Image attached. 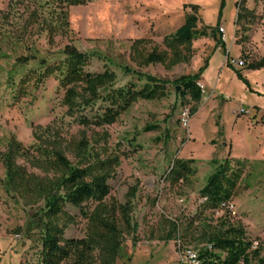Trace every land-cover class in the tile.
Here are the masks:
<instances>
[{"label": "rangeland", "instance_id": "rangeland-1", "mask_svg": "<svg viewBox=\"0 0 264 264\" xmlns=\"http://www.w3.org/2000/svg\"><path fill=\"white\" fill-rule=\"evenodd\" d=\"M241 4L256 15L246 31L236 26ZM184 5L196 6L199 26L207 33L217 25L226 29L222 51L213 53L214 41L199 38L192 42L193 56L187 63L170 70L139 64L132 43L147 39V51L163 50V37L172 34L189 11ZM219 34L224 41V33ZM67 45L89 57V72L112 71L114 88L129 83L141 87L153 78L166 82L168 97L137 101L115 123L102 128L81 126L80 114H67L54 78L38 85L31 82L16 97L19 79L39 69L41 61L61 59ZM24 58L30 60L21 61ZM262 59L264 5L253 0H87L78 6H68L65 0H0V154L14 138L26 150L16 164L29 174L51 179L60 173L37 167L38 146L58 147L73 167L90 159L76 157L71 150L82 139L88 141L89 151L105 145L108 155L117 156L106 203L130 201L132 229L121 239L115 264H179L187 252L197 253L204 246L203 233L226 221L245 229L260 249L251 264H261L264 65L246 66ZM201 67L202 99L194 104L179 96L176 80ZM98 106L82 115L91 117ZM146 127L155 129L145 131ZM174 159L193 160L195 174L172 186L166 176ZM235 159L242 163V173L228 205L230 213L225 208L204 210L199 191L214 171V162ZM42 207V200L29 202L6 192L0 160V264H39ZM92 207L88 203L81 209ZM81 209L66 206L74 220L65 226V238H84Z\"/></svg>", "mask_w": 264, "mask_h": 264}, {"label": "trees", "instance_id": "trees-1", "mask_svg": "<svg viewBox=\"0 0 264 264\" xmlns=\"http://www.w3.org/2000/svg\"><path fill=\"white\" fill-rule=\"evenodd\" d=\"M65 1L68 6L87 2ZM253 1L254 4L264 5V0ZM183 8L189 11L185 13L182 24L172 34L163 37V50L156 47L147 51V39L135 40L132 43V53L139 64L161 65L170 70L189 62L193 56L192 42L196 39L209 37L220 49L225 45L218 32L219 25L207 33L206 28L199 26L196 6L184 5ZM255 17L254 9L249 10L241 4L236 26L246 31L254 24ZM62 55L61 59L52 62L41 61L38 63L39 69H32L23 75L17 84L16 97L23 93L31 82L38 85L54 78L58 90L62 93L61 102L67 114L71 117L80 114L79 125L94 128L112 125L137 101H160L168 97L166 82L147 78L141 87L129 83L124 87L114 88L115 74L108 69L97 73L89 72L87 68L90 62L87 55L69 45L63 48ZM28 60L30 59L24 58L21 61ZM263 65L264 59L248 63L246 68H258ZM202 71L201 67L195 74L176 80L180 85L179 96L182 99L188 97L194 104L201 101L202 90L198 80ZM97 104L98 111L94 115H82ZM153 129L155 127H146L145 131ZM88 146L86 139L72 144L71 150L76 157L90 158L79 167H73L56 146H38L35 149L38 154L35 159L37 167L45 172L60 173L56 179L29 174L18 166L16 159L23 157L26 150L14 138L7 143L6 151L0 154L5 170L6 192H15L29 202L43 201L41 210L44 221L41 228L39 264H115L121 239L132 229L130 201L124 204L106 203L110 194L108 180L118 166V157L108 155L105 145L92 151L88 150ZM193 163V160L174 159L166 176L170 184L173 186L183 183L193 176ZM214 163V171L199 191L203 200L202 207L204 210L225 208L228 211V205L234 198L240 181L242 163L236 159ZM88 203L93 205L92 209L83 211L81 208ZM66 206L82 210L80 216L86 223L84 238H65V226L74 220L67 213ZM201 239L204 246L195 253L197 264H251L259 258L260 249L253 246L245 229L229 221L216 230L203 233ZM259 262L264 264V258Z\"/></svg>", "mask_w": 264, "mask_h": 264}, {"label": "built area", "instance_id": "built-area-1", "mask_svg": "<svg viewBox=\"0 0 264 264\" xmlns=\"http://www.w3.org/2000/svg\"><path fill=\"white\" fill-rule=\"evenodd\" d=\"M219 32L220 33L223 32V28H219ZM237 64L242 67L243 66V61H240L239 60L237 62ZM241 112H243V111L241 110ZM246 113H248V112L246 111ZM182 262H189L190 264H197L196 257H195V253L187 252V255L185 257V260L182 261Z\"/></svg>", "mask_w": 264, "mask_h": 264}, {"label": "crops", "instance_id": "crops-1", "mask_svg": "<svg viewBox=\"0 0 264 264\" xmlns=\"http://www.w3.org/2000/svg\"><path fill=\"white\" fill-rule=\"evenodd\" d=\"M219 28H223L222 26H220L219 25ZM223 33H224V44L226 45V43H227V40H226V29H224L223 28ZM234 36V35H233ZM222 50L220 49V48H215V50L213 49V53H215V52H217V53H220ZM224 61L225 62H228V57H225L224 58ZM208 64H209V61H208ZM199 84V83H198ZM201 85V84H200ZM201 87H203L202 85H201Z\"/></svg>", "mask_w": 264, "mask_h": 264}, {"label": "water", "instance_id": "water-1", "mask_svg": "<svg viewBox=\"0 0 264 264\" xmlns=\"http://www.w3.org/2000/svg\"><path fill=\"white\" fill-rule=\"evenodd\" d=\"M178 90H179V87L176 88V92H178Z\"/></svg>", "mask_w": 264, "mask_h": 264}]
</instances>
